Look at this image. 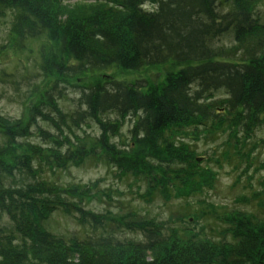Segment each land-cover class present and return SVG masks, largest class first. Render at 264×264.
<instances>
[{"label": "trees", "instance_id": "obj_1", "mask_svg": "<svg viewBox=\"0 0 264 264\" xmlns=\"http://www.w3.org/2000/svg\"><path fill=\"white\" fill-rule=\"evenodd\" d=\"M110 1L95 4L92 15L53 18L63 0H0V14L15 17L19 50L28 42H48L36 73L17 81L15 74L0 72V82L24 100L25 114H0V210L8 216L0 227V264H264V0ZM148 3L155 8L147 9ZM228 37L229 45L218 44ZM166 63L177 72L156 87L106 74ZM99 73L104 77L90 83L71 82ZM70 88L78 96L64 108ZM236 120L237 128L231 125ZM91 121L103 134L89 151L80 130ZM127 124L126 145L107 139ZM227 127L231 137L212 159L231 170L227 177H236V188L242 172L247 175L253 193L217 205L201 194L218 172L201 166L204 157L189 142L216 137ZM33 136L47 141L46 147ZM91 160L145 183L148 191L139 194L144 214L132 210L123 219H140L138 236L119 240L108 231L107 209L95 207L108 196L100 201L92 194L101 182L61 181L59 172ZM164 195L188 201L187 208L198 205L194 217L206 214L209 231L188 228L190 237L176 240L177 225L151 216L154 200ZM250 205L253 212L241 210ZM57 215L86 227L58 231Z\"/></svg>", "mask_w": 264, "mask_h": 264}, {"label": "rangeland", "instance_id": "obj_2", "mask_svg": "<svg viewBox=\"0 0 264 264\" xmlns=\"http://www.w3.org/2000/svg\"><path fill=\"white\" fill-rule=\"evenodd\" d=\"M63 1L66 3L65 5H63L62 7H56V10H52L53 12L51 13V15L54 16L53 18H56V16L61 13H64L66 14V16L69 15L71 17L75 16L76 14L80 16L92 15V12H90V8L93 9V7H95V4L98 6L100 4L106 5L108 3H112V1L110 0H103V2L101 3L98 2V0ZM85 7L88 8L85 9ZM146 8L154 9L155 6L148 3L146 5ZM104 10L107 11L106 8H104ZM84 11L85 13H83ZM262 11L264 15V5L262 6ZM14 21V16L9 17L6 14H0V72L5 71L7 73H13L15 74L16 80L19 81L25 75H32L36 73L35 71L37 68V64L40 61L39 53L41 47L44 44L48 45V42H44L45 40L28 42L26 50H19L16 46V42H14V36L12 34V31L14 30ZM230 38L231 37H228L227 40L224 39V42H218V44L221 45L224 43L226 45H229L230 42L228 41L230 40ZM177 69L178 67H175L174 64L166 63L162 66H154L152 68H149L144 72H134L125 69L112 68L108 70L106 74L109 75V77L111 78L125 80L128 82H136L137 79H143L146 80L151 87H156L158 84H162L165 82L167 75H169L170 72L175 73L177 72ZM103 77V73L92 74L89 76H84V78L80 79L79 81L71 80V82L85 84L90 83L93 80L101 79ZM53 81L54 79H51L49 83H46L42 87V90L48 88ZM20 84L23 85L24 81H21ZM14 92L15 91L13 87L9 86L7 83L0 82V114L5 117H10L11 119L21 118L24 114V106L22 105V102H24V100L22 101L21 97L17 96ZM67 92L69 98L66 97L64 101H61V105L64 108H69V106H73L72 100L77 99L78 96L77 91L72 88L68 89ZM220 96L221 94H218V97ZM33 103L34 100L28 103L29 108L32 107ZM231 125L236 128L240 126L238 120L231 122ZM83 127L84 128L80 130V134L83 136L82 142H87L88 150L90 151L93 142L97 140V137L101 136L103 132L100 129V126L97 125L95 121H91L89 125ZM125 128V131L122 130V132L119 131L115 134L114 132L107 133V139L111 141H116L120 145H126L127 142L130 140L128 124ZM65 129L68 130L67 127ZM50 130L52 133L58 134L54 129ZM227 130H229V127L222 130L221 133L216 137H212L210 135L206 139L199 138L194 139V141L189 139V143L193 144L192 148L197 152L198 157L203 156L204 160L209 159V162H204L203 160L201 166L208 165L213 173V168L218 172V176H213L215 179L214 181L211 180L210 183L203 184L204 190L209 189V192H204L201 194L204 199L211 201L217 205L228 204L229 202H231V200L236 197L238 198L242 194H247V196H250V194L253 193L251 191V188H249L248 186L249 183L247 175L242 172L244 178L238 181L240 187L236 188V177H227L228 172H230L231 170L227 168L220 169L221 167L216 164L215 161L212 159L214 153H216L217 151H224L223 146L225 140L227 139V137H231L229 136L230 133H227ZM31 140L35 143L43 144V146L45 147L46 144H48L47 141H44V139L39 136H33ZM121 149L123 150V147ZM79 165L74 164V166L71 167L70 171L59 172L61 181L66 183L67 185H72L70 183L74 182L80 183L81 181L84 183H90L93 181L101 182V187L99 191L97 192L93 189L92 194L100 201H102V196L104 198L106 197V195L108 196V201H106V204L102 201V203H99V205L95 206L96 209L99 211H105L107 209L106 222L107 226L109 227L108 231L111 234L115 235V237L119 240H124L125 237L132 238L138 236L139 232L137 231V227L140 223V219H132L130 223H127V221L123 219L132 210H137L140 211L141 214H144V212H142L141 210L145 209L146 202L142 197L139 196V194H143L145 191H148L145 183L137 182L132 177H120L119 172H114L112 169L107 168L102 164H98L96 161L93 160L89 161L86 165L83 164L81 167ZM39 166L40 165L38 164V162L34 161V167L38 168ZM217 166H219L220 168H218ZM245 186L247 188L246 190ZM115 189H121L122 194L116 193ZM114 198H116L117 200ZM167 199V196L164 195L162 197H157L154 200L155 203L151 216L158 221L166 222V224L170 225L171 227L177 225L181 233L176 235V240L180 241L181 239L186 238L185 236L190 237L191 232L187 230L188 228L195 229L196 232H199L201 234L205 231H209V227H211L212 224L211 221L207 219L208 217L206 216V214H204V216L201 214L199 217H194L196 216V214L193 212L195 210H198V205L193 203V207L187 208V206H185V203H187L188 201L177 200L174 196L169 201H167ZM233 205L236 209H238L237 204H234L233 202ZM241 208V210H245L246 212L254 211L253 205ZM0 215V227H3L8 224V216L4 214L1 210ZM183 220L186 222H184ZM131 224H134V226ZM178 224H186L187 227L184 225L179 226ZM135 225H137V227ZM220 226L222 227V225ZM53 227H55V229L58 231L63 230L66 233L70 231L75 232L77 228H85L86 226L80 224L78 221L72 218L57 215L56 219H54ZM216 235L218 236V233H216Z\"/></svg>", "mask_w": 264, "mask_h": 264}]
</instances>
